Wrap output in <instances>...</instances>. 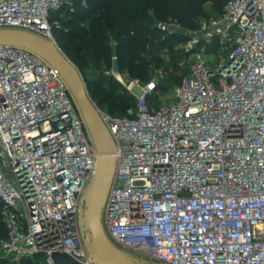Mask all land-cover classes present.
I'll list each match as a JSON object with an SVG mask.
<instances>
[{"label": "built area", "instance_id": "2783aa9c", "mask_svg": "<svg viewBox=\"0 0 264 264\" xmlns=\"http://www.w3.org/2000/svg\"><path fill=\"white\" fill-rule=\"evenodd\" d=\"M78 6L88 0H0V29L57 43L54 28ZM156 27L181 51L184 73L169 101L155 104L175 69L157 65L146 81L103 71L135 97L125 113L93 101L115 143L104 231L120 251L158 264H264V0H227L193 28ZM98 157L60 71L27 48L0 44L4 256L98 264L84 204Z\"/></svg>", "mask_w": 264, "mask_h": 264}, {"label": "trees", "instance_id": "16d2710c", "mask_svg": "<svg viewBox=\"0 0 264 264\" xmlns=\"http://www.w3.org/2000/svg\"><path fill=\"white\" fill-rule=\"evenodd\" d=\"M207 2L219 4L217 16L227 0H88L87 8L78 6L76 12H66L63 16L66 19L61 18V25L53 33L62 50L82 72L91 66L101 71L115 67L146 81L151 78L152 67L161 63L154 52L174 50L170 41L159 40L156 23L176 21L193 28L200 18L209 17L205 9ZM170 79L173 86L181 77L172 75ZM88 89L92 100L101 107L108 106L111 114H123L135 105V97L112 76L108 77L106 86L94 81L88 84ZM1 208L0 201V238H4ZM57 260L58 264H78L67 256L60 255ZM8 263L0 258V264ZM20 264L36 263L24 258Z\"/></svg>", "mask_w": 264, "mask_h": 264}, {"label": "water", "instance_id": "95a60500", "mask_svg": "<svg viewBox=\"0 0 264 264\" xmlns=\"http://www.w3.org/2000/svg\"><path fill=\"white\" fill-rule=\"evenodd\" d=\"M0 44L27 48L56 67L67 82L93 138L98 157V171L84 196L86 228L91 236L86 244L98 264H149L137 262L117 249L107 237L102 224V207L114 170L115 143L90 96L88 85L74 62L59 44L19 29H0Z\"/></svg>", "mask_w": 264, "mask_h": 264}, {"label": "rangeland", "instance_id": "374dc122", "mask_svg": "<svg viewBox=\"0 0 264 264\" xmlns=\"http://www.w3.org/2000/svg\"><path fill=\"white\" fill-rule=\"evenodd\" d=\"M219 8V4L216 3V2H207L205 4V9L206 11L208 12V15L209 17H212V16H215L217 14V9ZM64 18V17H63ZM66 19V17L64 18ZM168 22H175V21H168ZM173 46H177V39L174 37L170 40V42ZM213 51H215L213 49ZM228 52H224L222 54L223 57H227L228 55ZM155 56H156V59L158 60L157 62L160 63V67H168L170 66L171 64L173 65H176V58L179 57V55H181V51L180 50H177V49H174L173 52H171V54L169 55V53H164V51H158V52H154ZM169 58H172L174 59L173 61L174 62H171L169 63ZM217 59V57H216ZM102 69H97V68H93L92 66L89 67V68H84L83 72L81 71L84 79H85V82L87 83V85L90 83V82H99V83H103V86L107 84V80H108V77L107 75H105L103 73V71H101ZM183 74V69L182 68H178L175 70V76L176 77H179ZM173 84V83H172ZM172 84H171V79L170 77L162 83V87H161V90L163 89V87H165L163 90H162V99L158 98L157 100H155V104L160 106L161 104L163 103H166L169 101V98H170V94H169V90L172 88ZM105 109L109 110V107L108 106H105L104 107ZM124 254H129V255H132L136 258H142V255L138 252H133V251H128V250H122ZM121 251V252H122ZM0 258L1 259H7L9 261L8 264H20L21 261H16L13 257L9 256V257H6L4 256L1 252H0ZM35 261L36 264H45L44 262V259L42 256H39V257H34V258H31ZM142 259H145V258H142ZM147 260V262L149 264H158L156 263L155 261L153 260H150V259H145Z\"/></svg>", "mask_w": 264, "mask_h": 264}, {"label": "crops", "instance_id": "0c3cea01", "mask_svg": "<svg viewBox=\"0 0 264 264\" xmlns=\"http://www.w3.org/2000/svg\"><path fill=\"white\" fill-rule=\"evenodd\" d=\"M174 47V49H175V46H173ZM161 51H164V53H169V55L171 54V52H170V50L169 49H167V48H165V49H163V50H161ZM178 58H180V57H177L176 58V65H173V64H171L170 66H173L174 67V69L176 70V69H178V68H181V67H179V66H177V62H178ZM174 59H172V58H169V63H171V62H174L173 61ZM183 69V68H182ZM183 73H184V69H183Z\"/></svg>", "mask_w": 264, "mask_h": 264}]
</instances>
